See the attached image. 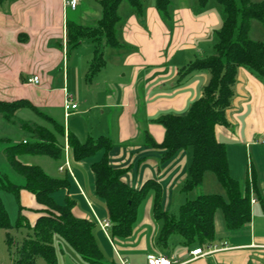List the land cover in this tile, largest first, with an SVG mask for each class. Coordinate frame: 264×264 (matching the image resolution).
I'll list each match as a JSON object with an SVG mask.
<instances>
[{"label": "crops", "instance_id": "1", "mask_svg": "<svg viewBox=\"0 0 264 264\" xmlns=\"http://www.w3.org/2000/svg\"><path fill=\"white\" fill-rule=\"evenodd\" d=\"M99 1L79 0L77 7L73 9L65 6V0H2L0 101L27 99L29 97L21 98L24 96L22 94L31 92L28 88L32 87L34 90L30 93V99L35 103L27 100L39 109L37 105L41 102L48 104L46 93L52 82L57 83L62 79L63 88L60 92L64 96L63 102L66 95L70 94L71 88H80V81L85 76L87 78L85 72L80 78L75 71L70 72L68 65L62 76L57 78L60 75L56 70L60 61L68 58L70 60L67 45L68 22L96 25L102 16ZM196 2L173 0L172 29L162 19L154 5L155 2L153 4L152 1L148 7L145 6L143 22L134 10H127L124 17L120 14L122 20L118 26V37L123 47L117 49V53L106 54L107 66L86 86L91 93L88 94L90 98L85 99L79 95L75 98L70 94L78 103V108L68 118L77 114H89L87 110L80 111V102L88 106L89 110L102 109V115H108L112 119L97 121L96 129L92 130L89 138L98 139L105 136L113 141L114 146L109 152L110 164L114 168L127 170L123 180L130 186L140 189L146 181L158 180L163 190L165 211L170 209L174 193L181 190L182 197L189 194L181 187L187 179L190 153L182 150L171 160L161 164L164 151L145 146L144 137L145 133H148L157 143H163L166 130L163 125L153 120L165 114H187L192 104L202 97L204 88L210 81L211 76L207 71H194L184 78H181L180 73L194 57L212 54L215 44L212 33L220 29L223 23L219 9L197 15L194 11ZM211 5L213 4H209ZM255 31L259 33V39L252 38ZM250 37L255 41L264 42V23H252ZM85 42L76 49L82 47ZM125 51L131 52L123 57ZM108 69H111V72H107ZM24 72H28L27 77ZM36 76L40 79L39 84L31 83L30 79ZM6 94L14 96L15 99H5L3 96ZM25 109L28 108L21 111ZM227 118L229 126H218L216 135L221 142L226 137L232 140L237 148L240 147L241 162L238 167L235 150L232 148L231 155L227 151L231 173L233 167L238 170L245 166L247 152L248 169L244 170L241 184L244 187L248 182L251 184V223L242 229L231 231L226 228L223 214L217 212L216 239L212 244L218 249L216 252L194 257L191 252L198 249L199 245L186 246L183 243V246L174 248L169 244L167 249L161 250L156 246L161 225L153 215L152 191L139 207L133 236L128 239L113 238V224L107 236L97 223V220L110 219L105 203L96 193L92 176L86 168L78 166L83 172V185L69 184L68 193L70 196L73 194L72 197L76 201V215L90 218L96 223L94 234L105 261L121 264V257L127 260L128 264H148V254L158 253L173 258L179 264H264V206L253 189L256 181L258 193L264 196V79L248 68L241 67L238 71ZM67 120L64 126L63 160L72 166L68 136L70 133L77 135L68 129ZM46 122L47 124L41 123L37 126L52 129V124ZM3 139L7 137L1 136L0 141ZM97 154L100 160L103 151ZM38 166L47 170L43 165ZM63 166L59 167L58 172L66 174L60 171ZM49 175L61 178L54 173ZM67 178L69 179L68 175ZM29 193L26 190L21 192V202L25 207L24 214L33 226L41 214L39 210L42 207L35 200L36 197ZM53 197L57 203L63 204L59 202L62 194L56 192ZM183 200L184 198L179 199V204H182ZM63 248L62 254L58 255V264H88L68 243Z\"/></svg>", "mask_w": 264, "mask_h": 264}, {"label": "trees", "instance_id": "2", "mask_svg": "<svg viewBox=\"0 0 264 264\" xmlns=\"http://www.w3.org/2000/svg\"><path fill=\"white\" fill-rule=\"evenodd\" d=\"M127 1L135 14L143 22L145 4L142 0H100L102 16L93 26L80 25L69 21L67 24V45L75 49L83 41L94 45V57L90 63L87 80L92 82L107 65L105 47L119 49L122 46L118 37L121 23L119 9ZM212 0H198V10L203 13ZM223 7V23L213 32L217 42L214 53L191 60L181 71V78L194 71H207L211 78L203 95L195 101L185 115L165 114L153 120L164 126L166 135L163 143H157L145 133V146L163 150L161 164L175 157L182 150H190L191 163L188 178L182 190L185 193L201 186L205 174L212 172L224 187L227 198L219 194L200 195L181 205L178 215L163 209V190L156 179H150L136 189L123 180L126 169L114 168L110 164L109 152L113 141L109 137L89 138L86 142L69 134L70 151L75 159L82 160L103 151L99 161L92 164L97 195L105 203L109 219L112 221V237L128 239L135 231L138 210L150 192H154L153 215L161 225L156 238V246L163 250L169 247L173 234L179 233L186 246L199 245L206 248L216 239L215 217L221 211L228 230L242 229L252 221L251 184L244 187L231 175L226 144L217 135L218 126H229L227 111L232 105L234 86L241 67L252 70L264 79V42L250 37L253 21L264 23V0H214ZM162 19L173 28V0H154ZM2 3V0H0ZM199 11L198 14H199ZM24 108L35 112L50 122L53 129L23 123L31 138L5 149V155L12 168L25 178L24 185H18L0 176V229L7 231L6 243L12 264H37L40 258L46 264H58L55 237L59 236L73 247L88 264H110L105 261L94 229V220L79 217L75 213L76 201L66 197L63 204L57 203L53 194L67 189L68 178H55L38 165L23 162V155H41L56 161L65 158L64 145L60 138L65 136V127L53 117L41 112L31 101H0V116L9 123H15L17 114ZM1 141H7L3 139ZM254 181L256 197L264 206V197L258 193ZM32 193L42 207L36 223L32 226L24 214L21 192ZM16 196L20 206L19 218L13 226L1 192ZM29 230L21 245L15 243L13 229Z\"/></svg>", "mask_w": 264, "mask_h": 264}, {"label": "rangeland", "instance_id": "3", "mask_svg": "<svg viewBox=\"0 0 264 264\" xmlns=\"http://www.w3.org/2000/svg\"><path fill=\"white\" fill-rule=\"evenodd\" d=\"M142 1L146 7H148L150 5L151 1L154 4V0H142ZM196 1H197L196 2L197 5L195 6L194 11H196L197 15H200V12H202V11L198 10L199 4H198V0H196ZM210 4H213V5L209 6L203 13H205L209 10L219 9L220 14H221V18H223V15H224L223 7L214 0H212ZM127 10H133V8L131 7V5L127 1H125L121 6L119 14H121V16L124 17ZM197 11H199V14ZM203 13H201V14H203ZM253 23L261 25L260 21H253ZM252 38L259 39L260 38L259 33L257 31L252 33ZM212 39H213V41H215V44H216L217 39H216L215 35L213 36V33H212ZM85 41L86 42L84 43V45L78 49H76V48L72 49L69 47L70 60L68 58L64 61L63 60L60 61V66L56 70V72H58L57 74H59L60 76L57 78H60L62 76L61 74H63L65 68H67L66 66H68V65L70 67V72L75 71L76 74L80 78L82 77V74L84 72L87 75V72L89 71L90 63L94 57V45L89 40H85ZM215 44L213 45L212 52L214 51ZM116 50L117 49L112 48V47H105L104 48L105 58H107L106 54H110L111 52L117 53L118 51H116ZM130 52L131 51H125L122 56L126 57L125 55H127ZM207 55L209 56V54H207ZM198 57L199 56L194 57L192 60H195ZM201 57L202 58L206 57V54H203V56H201ZM107 72H111V69H108ZM24 73L27 77L28 72H24ZM104 77H105V74L103 75V77L101 79L103 80ZM59 80L60 81L57 83H55V81L52 82L49 89H48V93H46V97L48 98V104H42V102H41V104H39V105L36 104V105L44 113L55 118L59 123H61L65 126V124H66L65 120H67V119H64V115H65L64 102H63L64 96L60 92V90H62V88H63V81L61 78ZM88 84H90V82L87 80V78L85 76L80 81V85L82 87L80 86V88H76L75 90H73L71 88L70 94L73 95V97L75 96V98H76V95L83 96L85 99L90 98L88 96V94H91V93H90V91H88V89L86 87ZM28 89H30L31 92H32V90H34L32 87H29ZM31 92H28V91L24 92L22 94L24 96L21 98L29 97L27 99H30V93ZM3 97L5 99H9V100L15 99L14 96L8 95V94L4 95ZM31 101H33V100H31ZM89 104H91V103H89ZM79 105H80V111L87 110L89 112V114H87L85 116L78 115V114L71 116L67 120V127L69 130H71L77 136H79V138L83 142H86L89 139L90 135H92L91 134L92 130L96 129L97 121L112 120V119H110V117L108 115H102L103 114L102 109L89 110L88 106H84L80 102H79ZM15 121H16V124L15 123H7V121L4 120L0 116V137L1 136L7 137V141H0V176H3L5 178V180L10 181L12 183H15L18 185H24L25 178L23 176H21L20 174H18L12 168V166L8 162L6 155L4 154V150L9 146L16 145V144L22 142L24 139L29 140L31 138V134L29 133V131L25 130L24 128H23L24 130L21 129V126H23V123L24 124L29 123L32 127H36L37 125H41V123L47 124V122L45 121V119L39 117L34 112H32L31 110H28V109L21 111L17 115V117L15 118ZM112 126H113V123L111 122V127ZM60 141H61V144L64 145V143H65L64 138L63 139L60 138ZM222 141L226 144L227 151H228L229 155H231L232 148L235 150V159H236L237 167H238V163L241 162L240 147L237 148L232 143L233 141L226 138V137H225V139L223 138ZM186 151L191 154L190 150H186ZM98 155L99 154H96V155L89 157V158H86V159L77 160V159H75V157L73 155V151H72L71 152V159H72L73 165L70 166L71 171L68 169L67 171L64 172L69 176V184H71L72 186L83 185V180L81 178L83 172L81 171L82 169H80L78 166H82L89 171V173L92 176L93 183L95 184V176H94V173L92 171V164L95 163L97 160H99ZM21 160L23 162L33 164V165H37V164L43 165L46 167V169H47L46 171L49 174L54 173L61 178H67L66 174H61L60 172H58L59 167L66 164L65 160L56 161L50 157L41 156V155H23L21 157ZM248 163H249V161H248V156H247V152H246L245 166H243L241 169H238V170H236V168L233 167V172H232L233 174L231 173V175L241 182L243 180V177H244V172L246 171V169H248ZM230 171H231V169H230ZM237 171H239V172H237ZM187 172H188V170H187ZM237 177H240V178H237ZM187 178H188V175H187ZM184 182L182 184V187L184 185ZM94 187H95V185H94ZM182 187H181V189H182ZM69 190H70V187H68L67 189L58 191L60 194H62V198L59 201L60 203L65 202L66 196L69 195V193H68ZM29 194H31V193H29ZM207 194H219V195H222L224 198H227L226 191H225L224 187L219 183L216 175L212 172H207L205 174L204 181L201 184V186L196 188L193 192H191V193L189 192L187 197L184 195H183L184 197L181 196V190L179 192L174 193L173 199L171 201V206H170V209L168 210V212H170L171 214H174V215H178L181 205H183L184 203H186L190 199H194L200 195H207ZM1 196H2V199L4 201V204H5L8 212H9L10 221H11L12 225L15 226L16 222L19 218V213H20V206H19V203L17 201V198L14 194L8 193L6 191H2ZM72 196H73V194L71 196L69 195V197L74 200V198ZM262 197H264V196L262 195ZM181 198H184V200H183L182 204H179V199H181ZM21 204L24 206L23 202H21ZM162 205H163V202H162ZM218 213H220L222 215L221 211H218ZM11 233L14 236L15 243H19L21 245L23 240L29 234V230H27V229L17 230L14 228L11 231ZM6 234H7L6 230L0 229V264H12L11 256H10V253L8 250V245L6 243ZM170 241H171L170 246H172L173 248L176 246L179 247L180 245L181 246L184 245V244L182 245V243L184 242V239L179 233L173 234L171 236ZM54 243H55V247L58 251V255L60 256V253L64 249L63 247L67 243L63 239H61L59 236L55 237ZM37 264H46V262L44 261V259L40 258L38 260Z\"/></svg>", "mask_w": 264, "mask_h": 264}, {"label": "built area", "instance_id": "4", "mask_svg": "<svg viewBox=\"0 0 264 264\" xmlns=\"http://www.w3.org/2000/svg\"><path fill=\"white\" fill-rule=\"evenodd\" d=\"M79 3V0H65V6L75 9ZM39 77H34L30 79L31 83L39 84ZM78 108V103L75 102L74 98L67 94L64 100V111H65V118L67 119L71 113ZM69 146L66 145V151L68 152ZM71 171L70 163L67 161L65 166L60 168L61 172H65L67 170ZM254 202V201H253ZM98 225L101 229L109 236V229L112 227V222L110 220H97ZM218 249L213 247L212 245L208 246L207 249L203 247H199L191 252V255L194 257H201L207 254L216 252ZM121 264H128V261L120 257ZM148 264H179L178 261L174 260L173 258L163 256L162 254L158 253H151L148 254Z\"/></svg>", "mask_w": 264, "mask_h": 264}]
</instances>
